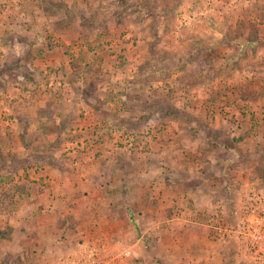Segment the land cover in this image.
Instances as JSON below:
<instances>
[{
    "label": "rangeland",
    "instance_id": "1",
    "mask_svg": "<svg viewBox=\"0 0 264 264\" xmlns=\"http://www.w3.org/2000/svg\"><path fill=\"white\" fill-rule=\"evenodd\" d=\"M243 113L264 121V0H0V264H264L242 211L187 210L201 183L178 179L184 149L209 158L207 138L226 139ZM101 142L116 163H100ZM88 151L90 173L77 164ZM162 167L166 189L132 191ZM103 196L121 215L86 236L84 210L104 221Z\"/></svg>",
    "mask_w": 264,
    "mask_h": 264
},
{
    "label": "crops",
    "instance_id": "2",
    "mask_svg": "<svg viewBox=\"0 0 264 264\" xmlns=\"http://www.w3.org/2000/svg\"><path fill=\"white\" fill-rule=\"evenodd\" d=\"M52 55V53L50 54ZM235 104V103H234ZM236 109V108H235ZM237 110V109H236ZM240 114L241 111L238 110ZM257 116H259V112L256 113ZM249 115L253 116L254 114H247V113H243L242 115V121L244 123L243 127H235L234 131H224V133L226 132L227 134H223L226 136V139H219L218 137L214 138V137H210L207 138L208 142L211 145V148L209 152H207V154L209 155V158L206 157V154H202V147L200 146V148L196 147V151L195 153H197L198 155H196V157H198L195 161L194 159L191 160L190 155V149H184V151L186 150V153L184 154L183 160L181 161L180 165H179V169H177L178 171V179L181 182H188V180L190 178H196L197 181L201 183V185L199 186L197 193H196V199L195 200V205H188V200L190 199V197H184L183 199L185 200L184 203H182L185 207H187L186 209L189 210L188 206L190 208H194V209H200V208H206V210H209L210 212H212L211 210L215 209V208H221L220 210L223 211L224 213L227 211L228 214H233L235 212L238 211H242V209H238V207L234 206L231 208V204H234V202H236L237 204L242 203V206L245 203V200H247V198L250 196V190H254L257 189V185H261L264 182V178L262 177L263 175H261V173H263V171L261 170L260 167H258V169L255 168L254 164L256 163V161H254L255 159L260 158L261 156L264 157V121L259 117V119L257 120L258 123H260V125H254L251 123V119L249 117ZM263 123V124H262ZM237 131H241L239 134ZM252 131V132H250ZM254 131H259L261 133V137L260 138V142L259 144L256 142L255 144H250V143H246L247 140L251 141L253 140L252 137L255 138V133ZM253 133V134H252ZM259 133V134H260ZM236 134L237 137H243L244 141L243 142H236ZM258 134V135H259ZM246 140V141H245ZM202 142V141H201ZM107 144L106 143H100L99 144V148H101L102 151H105ZM91 148V146H90ZM90 148H88L90 150ZM87 149V150H88ZM91 150L95 151V149L92 147ZM192 150V149H191ZM166 150H162L161 155H164V157H162L161 159H165V157L167 156V152L165 153ZM189 151V152H188ZM215 152H220L217 157L213 156L215 154ZM88 157H84V159L81 161H79L77 164H79V168L81 167V169L83 168L84 172H92V170L94 169L93 166V162L96 161L95 160V156H94V152L93 154L91 153V151H88ZM146 155H142L143 157H147L149 155V150H146ZM169 153V152H168ZM200 153V156H199ZM111 151H105V153L103 155L98 154V159H102V161H100V163H105L108 165H111L112 163H116L117 161H112L111 159L113 158H118V156H111ZM152 153L149 155L151 157ZM156 156V154H153V156ZM160 157V155H158ZM208 158V159H207ZM87 159H90L91 162H89L87 164ZM259 161V160H258ZM110 163V164H109ZM253 166V167H252ZM117 167V166H116ZM201 167L202 170H199V168ZM264 168V165L262 166ZM195 169V170H193ZM47 170V169H46ZM71 171V170H70ZM153 171V170H152ZM52 171H49V174H51ZM78 172V171H77ZM156 172V174H158L157 177L153 176V179H150V177H146V178H140L138 179H131L129 182L132 185V191L137 190V186H133L134 184H136V182L138 181L139 185H144V183L147 184V186L152 182L154 183V188L150 189V192L153 194L155 188L158 190V186L159 189H166L165 185L169 184L168 181H172V178L170 177V175L167 173L165 168H158L157 171H153V173ZM57 173V172H56ZM152 173V174H153ZM183 173V176L180 177ZM68 174V175H67ZM73 175V172H66L65 179L71 177ZM76 176H79L80 181L83 182V190H84V194L86 192H89V194L92 193L94 185H95V181L93 179H86V182L83 181L82 177V172L81 173H76ZM74 176V175H73ZM91 176V175H90ZM72 178V177H71ZM77 178V179H79ZM222 179H224L223 183L227 184V190H228V194L226 193L225 195H223L222 197L219 195L220 192V188H221V182ZM152 180V181H151ZM219 180V181H217ZM219 184H217V183ZM50 183L51 185V190L50 192L52 193L51 196L49 197L50 200H62V198L59 197V191H55L53 187L59 185L60 183H58L56 181V179L51 180ZM57 184L54 186V184ZM209 183L211 184V186L209 185ZM161 185H163L164 188H162ZM214 184H216L215 186H213ZM65 185V184H63ZM105 187L107 186V184H104ZM207 186H209V191H211L210 196L209 195H205V192H203V190L207 189ZM71 188V192L73 190H76V184H73V186H71L70 184H68L67 186H65L67 191V188ZM59 189L64 190V186H58ZM77 188V187H76ZM81 190V189H80ZM80 190H77L78 193H80ZM153 190V191H152ZM148 191V190H147ZM202 191V192H201ZM214 191H216V193H214ZM58 192V193H57ZM208 193V191H207ZM249 193V194H248ZM58 194V195H57ZM63 194V193H62ZM187 194V193H186ZM76 195V193L73 194V197ZM190 195V194H189ZM100 200V199H99ZM115 201V205L113 206L112 203H110L109 199L105 198L104 196L102 197V201L104 202L105 206H101L98 207L99 209H102L103 211L105 210V214H106V218L104 221H98V224H94L93 223V217L96 214L94 211V207L90 206V207H86V209L84 210V212H86L85 216H87V220L91 221V222H87V225H83L81 227V231L83 233H86V236L93 232V231H97V230H101L103 228L106 227V230H108L109 232L113 231V224L115 222L116 219H118V216L121 215L120 212H122V210H120L118 208L120 204V198L118 197H114L113 199ZM190 203L192 204L191 200H189ZM134 202L133 205L137 204L135 203V201H132V203ZM113 206V207H112ZM208 207V208H207ZM98 208L97 211L99 210ZM212 208V209H210ZM225 208V209H224ZM148 211V208H145ZM208 211V212H209ZM120 214V215H119ZM108 215V216H107ZM113 222V223H112Z\"/></svg>",
    "mask_w": 264,
    "mask_h": 264
},
{
    "label": "built area",
    "instance_id": "3",
    "mask_svg": "<svg viewBox=\"0 0 264 264\" xmlns=\"http://www.w3.org/2000/svg\"><path fill=\"white\" fill-rule=\"evenodd\" d=\"M242 212L245 224L243 229L249 236V247L257 246L256 249H259V252L264 251V194L254 193L249 196L245 200Z\"/></svg>",
    "mask_w": 264,
    "mask_h": 264
},
{
    "label": "trees",
    "instance_id": "4",
    "mask_svg": "<svg viewBox=\"0 0 264 264\" xmlns=\"http://www.w3.org/2000/svg\"><path fill=\"white\" fill-rule=\"evenodd\" d=\"M11 192L7 189L6 191H3V194L1 196L2 202H6V200L10 197Z\"/></svg>",
    "mask_w": 264,
    "mask_h": 264
}]
</instances>
